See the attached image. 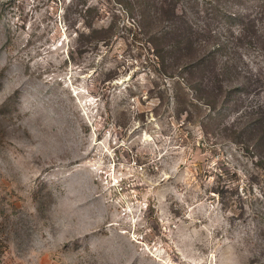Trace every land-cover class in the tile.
Instances as JSON below:
<instances>
[{
    "label": "rangeland",
    "instance_id": "rangeland-1",
    "mask_svg": "<svg viewBox=\"0 0 264 264\" xmlns=\"http://www.w3.org/2000/svg\"><path fill=\"white\" fill-rule=\"evenodd\" d=\"M0 264H264V0H0Z\"/></svg>",
    "mask_w": 264,
    "mask_h": 264
}]
</instances>
